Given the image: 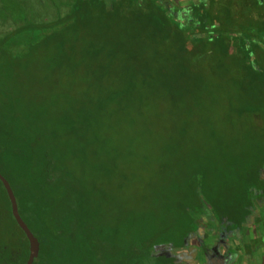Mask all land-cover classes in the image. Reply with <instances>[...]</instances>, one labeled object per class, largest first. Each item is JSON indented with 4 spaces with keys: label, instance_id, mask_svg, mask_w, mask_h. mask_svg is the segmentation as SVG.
<instances>
[{
    "label": "rangeland",
    "instance_id": "rangeland-1",
    "mask_svg": "<svg viewBox=\"0 0 264 264\" xmlns=\"http://www.w3.org/2000/svg\"><path fill=\"white\" fill-rule=\"evenodd\" d=\"M167 1L170 7L179 10H188L199 2ZM205 1V8L215 6L213 13L219 16L218 21H210L215 26L207 39L210 42L206 40L212 52L207 51L201 58V62H208V68L202 70L205 77L201 83L190 86L179 80L175 83L176 90L181 91L173 93L170 99L172 93L165 92L163 86L147 87L146 76L119 74L122 64H129V70L137 69L146 59L147 52L141 49L137 50L139 56L135 54L130 62H118L115 69L120 72L110 73L105 69L110 57H97L98 52H94L97 49L85 56L83 51L88 42L84 37L79 45L67 38L63 50L51 42L41 49H29V42L49 32L32 29L18 34V31L66 15L70 0H0V39L14 35L6 45L9 51L3 42L0 45V81L8 83L9 95L18 106L20 98L21 105L25 99H33L24 106L27 111L23 112V107L21 110L27 118L34 112L29 117L35 132L45 135L50 132L49 135L52 129L55 133L63 127L66 133L67 110L73 109H76L75 129H79L84 107L91 106L95 112L94 101L101 98L103 89H122L123 93L135 87L128 110L124 109V98H119L113 106L106 107L105 115L93 114L85 134L76 132L69 140L56 141L51 137L48 143V148H55L49 156L54 170L51 185L57 188L49 192V197L55 198L50 210L56 215L46 219L45 224L51 232L53 226H58L59 230L74 235L72 241L81 244L75 261L81 264H130L134 259L149 264L148 248L173 250L198 235L199 225L195 221L206 213L198 207L197 192L214 205L219 197L237 205L242 200L247 208L251 203L253 206L264 190V0H225V3L218 0L212 5ZM130 2L134 1L126 0L125 7ZM138 7L135 8L139 10ZM167 21L163 19L162 25L166 26ZM182 25L179 23V27ZM176 26L173 25V31L177 32L179 42L189 41L192 45L185 54L177 55L182 65H186L187 59L193 62L191 59L198 56L195 51L200 24L184 28L180 35ZM112 28L114 34H121L119 27ZM105 35L111 37L110 32ZM212 36L231 46L229 54L215 57L218 41ZM93 42L104 44L100 40ZM137 42L129 38L130 56L133 48H138ZM130 56L120 59L127 61ZM114 111L120 113L113 117ZM24 166L30 169L28 164ZM31 170L36 173L35 180L41 179V165ZM193 181L199 182L196 192ZM247 209L243 214L239 212L240 222L232 225L231 231L244 223ZM221 228L225 229L224 225ZM5 231H12L20 243H25L13 222H5L3 218L0 237L6 235ZM83 231L90 236L89 243H95L92 249L84 248L89 243L83 238ZM35 234L42 242L40 232L35 230ZM71 236L67 238L70 240ZM260 253L264 255L261 250ZM39 257L43 258L40 252L35 262ZM47 261L45 264H56L60 258ZM155 262L173 264L159 258Z\"/></svg>",
    "mask_w": 264,
    "mask_h": 264
},
{
    "label": "trees",
    "instance_id": "trees-1",
    "mask_svg": "<svg viewBox=\"0 0 264 264\" xmlns=\"http://www.w3.org/2000/svg\"><path fill=\"white\" fill-rule=\"evenodd\" d=\"M132 1L134 2H130L131 5L125 7L126 0H113L111 3L108 0H70L66 15H59L56 20L49 23L31 24L29 27L25 26L18 31V34L27 31L30 32L32 29L34 31L49 32L43 35V37L40 35L41 38L39 39H34V42H39L35 44H32L34 42H29V49H41L47 47V43L51 42L57 44L63 50V48H66L67 38H72L74 44L77 43L79 45V41L84 37L85 41L88 42L85 46V51H83L85 56H89V53H91L92 50L97 49L94 51L98 52L97 57H110L109 65L105 66V69H107L109 73L112 71L120 72L119 69V71L115 69L118 68V62H130L131 59H135V54L139 56L137 50L141 49V51L145 53L147 52L146 59L140 62L137 69L129 70V64H122L123 69L119 74L122 73L130 76L128 74L131 73L130 77L146 76L147 87L155 86L160 89V87L163 86L165 92H168V94L172 93V95L169 96L170 99H173V93L177 91L175 83H178L179 80L187 83L188 86L193 85L195 82L201 83V80L205 77L202 70L208 68V62L206 63V60L201 62V58H203L207 51L212 52L210 51V46L206 40L211 36L210 31H213V26H215L212 24L213 21H218L217 18L219 17L213 13L215 6L207 9L205 8L207 7L206 1L199 0V2L194 3L188 10H179V8L175 9V7H170V5L167 4V0ZM209 1L212 5L218 0ZM136 6H139V10L135 8ZM163 19L168 20L167 22H169L166 26L161 23ZM210 21H212V23H210ZM179 23L181 25L182 23L185 24L184 27L183 25L179 27ZM172 24L178 25L176 28L179 27V35L184 31V28H188V26L189 28H192L193 26L200 24L198 27L200 40L197 42L198 45L195 51V54L198 55L196 57L198 58L195 57L194 59H191L194 64L187 59V64L182 65V60L177 56L178 54H185L192 45L189 44V41L188 43L179 42L180 38L175 36L177 32L173 31L174 27ZM115 25L120 28V35L114 34V32L111 31L112 26ZM108 32H110L111 37L106 38L105 34ZM172 33H174V35H172ZM13 37L14 35H9L8 37L3 38L2 41L0 39V45L1 42H3V47L8 50L6 45H8V42ZM123 37L128 39L124 42ZM129 38L139 40V42L136 43V47L138 48H133L134 53L131 56L128 48ZM211 39L218 41L215 46L218 47L219 52L214 51L215 57L219 55L226 56V54H229L231 46L223 42L221 38L217 39L215 36H212ZM98 40L105 45H108V47L104 44L93 42ZM111 43H113V46H111ZM71 47L73 49L74 45ZM111 47H114L115 49L112 51ZM107 48L109 50L105 52V49ZM4 53L2 55H4ZM10 53L12 52L10 51ZM121 55L130 56L129 60H121ZM256 77L257 75L252 78L253 83H255ZM0 85H2V88H0V170L14 191L21 217L34 233L35 237H37L35 234V230H37L43 238V241L41 242V239H39L40 237H37L40 241V255L43 258L39 257L34 264H45V262H48L47 260L49 258L52 260L55 257L60 258V262L56 264H62L64 261H66L67 264H81L79 261H75L76 250L81 244L72 241L74 235L71 233H65L61 231V229L59 230V228H56L58 226H53L51 232L45 224L46 219H51L52 216L54 217L56 215L54 210H50L51 201H54L55 198L51 196L49 197V192L57 188H52L53 184L51 185V181L53 180L52 173L54 170L51 169L53 164L51 162V157L49 156L51 150L54 151L55 148L54 146L48 148V143L50 142L51 137L56 141L59 139L63 140L64 138L69 140V138H71L72 135H75L76 132H83V134H85L88 131L90 122H92L90 118L93 114L95 116L105 115V110H107L106 107L108 105L113 106V104L118 102L119 98H124L126 102V108L124 109L128 110V108H130L129 105L131 104V94L134 95L133 91L135 90V87L131 88L130 91L126 90L123 93L122 89L116 90L117 92L119 91L118 97L116 91L103 89L101 98L97 102L96 100L94 101L95 112H93L91 106L84 107L85 109H83L81 115L83 117L80 121L82 124L81 128L75 129L77 124L73 116L76 109L74 110L72 108L73 110L70 112L67 110V125H64L66 126V133L63 131L62 127L59 129V132L56 130L55 133L52 129V133L48 135V133H50L48 132L47 136L35 132V125L34 129H32L33 124L29 116L34 115V112L28 114V118L22 113L21 107H23V112L27 111V107L24 106L27 105L29 101H33V99H25L24 105H21L20 97L22 96H20L19 93V95H17L18 98H20L18 106L15 103L16 100L12 94L9 95L8 83L5 84L0 81ZM179 91L181 90H178L177 92L179 93ZM32 103L34 104V102ZM139 104H142V102ZM116 113L120 112L114 111L112 116L116 117ZM63 115L64 113L62 114V117ZM40 124H42V120H40ZM112 125H110V129L113 128ZM26 164L30 166V169H27L24 166ZM37 164L42 167L41 172H39L41 179L35 180L34 176L36 173L31 169ZM193 184H196L193 189L196 192L198 190L199 182H194ZM244 198H246V196ZM217 199L218 203L214 205L205 197H201L200 193L197 192L198 207H210L219 219L228 217L239 223L240 219H237V216L239 215V212L243 214L244 211H246V203L241 200L239 205H237L221 201L219 197H217ZM220 201L223 202V204L220 203ZM57 204L56 201L54 205L55 209L57 208ZM192 211L193 210L189 209V212ZM0 217L1 221L3 218L5 219V222L8 220L12 221L22 235V238L25 240V243H20L21 240L17 239V235L15 237L12 231H5L6 235L0 237V264H27L30 254L29 241L12 215L11 203L1 180ZM85 228H87V226L83 227L84 231ZM84 231L83 238L89 243L90 236L88 237ZM69 236H71L70 240L67 238ZM94 245V242H90L89 244H85L84 248L92 249V246ZM148 249L146 255L151 254V248ZM133 254V251L129 252L132 259L134 258ZM64 258H66V260H64ZM138 263L147 264L144 263L143 259H139V261L134 259L130 262V264Z\"/></svg>",
    "mask_w": 264,
    "mask_h": 264
},
{
    "label": "flooded vegetation",
    "instance_id": "flooded-vegetation-1",
    "mask_svg": "<svg viewBox=\"0 0 264 264\" xmlns=\"http://www.w3.org/2000/svg\"><path fill=\"white\" fill-rule=\"evenodd\" d=\"M201 208L206 215L195 221L199 225L198 235L189 237L173 250L151 249L149 264H156L157 258L173 264H264V255L259 254V250L264 252V190L253 206L252 203L247 206L246 219L236 231L230 230L238 224L236 220L219 219L212 208ZM223 225L225 229L221 228ZM181 251L184 253L180 254Z\"/></svg>",
    "mask_w": 264,
    "mask_h": 264
},
{
    "label": "water",
    "instance_id": "water-1",
    "mask_svg": "<svg viewBox=\"0 0 264 264\" xmlns=\"http://www.w3.org/2000/svg\"><path fill=\"white\" fill-rule=\"evenodd\" d=\"M0 180L7 192L8 198L11 203L12 208V215L17 223V225L21 228V230L25 233L28 241H29V248H30V254L29 259L27 261V264H34L35 259L38 257L40 252V243L38 239L35 237L34 233L31 231V229L28 227V225L25 223L23 218L21 217L18 209L17 199L14 194V191L8 182V180L2 175L0 170Z\"/></svg>",
    "mask_w": 264,
    "mask_h": 264
}]
</instances>
